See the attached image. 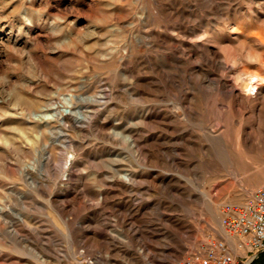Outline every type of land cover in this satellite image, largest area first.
<instances>
[{"label":"rangeland","instance_id":"374dc122","mask_svg":"<svg viewBox=\"0 0 264 264\" xmlns=\"http://www.w3.org/2000/svg\"><path fill=\"white\" fill-rule=\"evenodd\" d=\"M250 71L264 0H0V264L205 254L264 184Z\"/></svg>","mask_w":264,"mask_h":264},{"label":"built area","instance_id":"2783aa9c","mask_svg":"<svg viewBox=\"0 0 264 264\" xmlns=\"http://www.w3.org/2000/svg\"><path fill=\"white\" fill-rule=\"evenodd\" d=\"M222 211V224L226 232L236 238L237 249H264V184L248 200L224 203ZM237 257L229 240L219 238L207 243L205 254L193 253L174 264H237Z\"/></svg>","mask_w":264,"mask_h":264},{"label":"bare ground","instance_id":"6f19581e","mask_svg":"<svg viewBox=\"0 0 264 264\" xmlns=\"http://www.w3.org/2000/svg\"><path fill=\"white\" fill-rule=\"evenodd\" d=\"M248 73H249V75H248V82H247L248 88L247 89H249L251 91H254L255 89H258L259 88V86L261 84V81L264 79V75L262 74L261 71H250ZM64 100L67 102V106L58 107V105H59L58 103H56L54 101H51L48 104L49 105L48 107L51 108V110L50 111H43V112H41V115L42 116H46V117L65 118L66 117V114H74L77 111V109H72V102L70 100H68V96H65L64 97ZM73 107H75V106H73ZM76 114H77V117L78 118H83L84 119V117H85V114L81 110L77 111ZM126 178L127 179H130L131 177H129V175H127ZM211 210H213V209L211 208ZM214 212H216L215 209H214ZM217 230L219 232H221V234L223 236H225V238H227L228 236H230L226 232L223 224L220 225L217 228Z\"/></svg>","mask_w":264,"mask_h":264},{"label":"crops","instance_id":"0c3cea01","mask_svg":"<svg viewBox=\"0 0 264 264\" xmlns=\"http://www.w3.org/2000/svg\"><path fill=\"white\" fill-rule=\"evenodd\" d=\"M244 257L247 256L246 260L243 264H264V249L257 250L254 255L249 256V251L243 255Z\"/></svg>","mask_w":264,"mask_h":264}]
</instances>
